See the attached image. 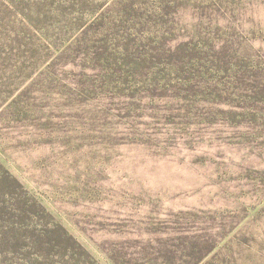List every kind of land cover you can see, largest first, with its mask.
Instances as JSON below:
<instances>
[{
    "label": "rangeland",
    "instance_id": "obj_1",
    "mask_svg": "<svg viewBox=\"0 0 264 264\" xmlns=\"http://www.w3.org/2000/svg\"><path fill=\"white\" fill-rule=\"evenodd\" d=\"M0 163L83 264H264V0H0Z\"/></svg>",
    "mask_w": 264,
    "mask_h": 264
},
{
    "label": "trees",
    "instance_id": "obj_2",
    "mask_svg": "<svg viewBox=\"0 0 264 264\" xmlns=\"http://www.w3.org/2000/svg\"><path fill=\"white\" fill-rule=\"evenodd\" d=\"M9 183H11L15 188L14 192L17 191L16 189H18L22 193V200L19 199L18 204H16V209L21 212V215H19L17 211L7 212L8 207L6 206V200L3 198L9 197L13 192L9 189H0V194H2L3 197L0 198V204L2 205L0 206V221L7 219L8 223H11L13 226L12 228H9V231H2L0 233L1 235H4L3 238H0V241L2 243H13V250H20L23 248V246H30L29 243H25L27 238L26 236H29L35 245L38 244L41 246V250L49 251V255L52 254L61 258L68 256L75 260L77 262L76 264H83L81 261L80 252L69 254L70 249L75 250V248H78L82 251L81 245L71 235H69V233L63 227L54 224L51 221V215L45 211V208L35 199L28 197L25 193L26 191L24 186L20 183V181L11 175V173L0 163V185L4 186L5 184ZM32 215L39 219V226L42 228L38 229L36 227L33 230H26L23 228L26 225L27 220L32 218ZM44 225L46 226L47 230H43ZM47 226H49L50 229ZM10 238L13 239V242H10ZM77 254H79V257ZM65 263L68 262L65 261ZM3 264L19 263L15 260L13 261L7 258Z\"/></svg>",
    "mask_w": 264,
    "mask_h": 264
}]
</instances>
